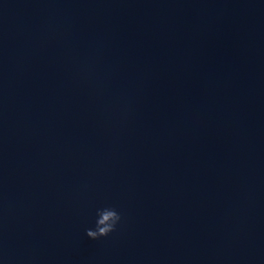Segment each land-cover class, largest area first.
Returning a JSON list of instances; mask_svg holds the SVG:
<instances>
[{
    "label": "water",
    "instance_id": "water-1",
    "mask_svg": "<svg viewBox=\"0 0 264 264\" xmlns=\"http://www.w3.org/2000/svg\"><path fill=\"white\" fill-rule=\"evenodd\" d=\"M0 257L264 264V0H0Z\"/></svg>",
    "mask_w": 264,
    "mask_h": 264
},
{
    "label": "clouds",
    "instance_id": "clouds-1",
    "mask_svg": "<svg viewBox=\"0 0 264 264\" xmlns=\"http://www.w3.org/2000/svg\"><path fill=\"white\" fill-rule=\"evenodd\" d=\"M123 222V210L115 205L105 204L95 209L94 227L86 229L85 233L94 241L108 239L118 231ZM0 264H4L2 257Z\"/></svg>",
    "mask_w": 264,
    "mask_h": 264
}]
</instances>
